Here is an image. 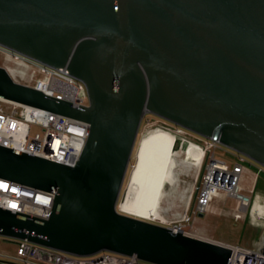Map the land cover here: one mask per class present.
I'll return each mask as SVG.
<instances>
[{"label":"water","instance_id":"water-1","mask_svg":"<svg viewBox=\"0 0 264 264\" xmlns=\"http://www.w3.org/2000/svg\"><path fill=\"white\" fill-rule=\"evenodd\" d=\"M0 47L66 66L89 98L73 107L0 66V98L89 128L73 166L0 145V178L55 193L47 220L0 207V236L76 256L229 264L228 246L117 203L145 112L264 167V0H0Z\"/></svg>","mask_w":264,"mask_h":264},{"label":"built area","instance_id":"built-area-1","mask_svg":"<svg viewBox=\"0 0 264 264\" xmlns=\"http://www.w3.org/2000/svg\"><path fill=\"white\" fill-rule=\"evenodd\" d=\"M0 50L16 66L23 68L20 70L21 74H17L23 80H18L14 77L15 70L5 67L15 82L31 85L45 95L71 102L73 107L89 105L85 84L72 76L66 66L53 68L6 48L0 47ZM30 69L40 73L41 78L34 81L29 77L27 70ZM32 125L40 127V132L31 133ZM173 132L177 137L179 150L184 145H193L202 153L195 178V188L198 191L191 216L185 213L179 221L158 220L157 223L174 231L199 237L192 223L200 218V214L204 215L209 210L211 202L218 195L236 201L237 209L233 213L236 219L250 211L255 220H264V193L259 200L253 189L246 190L242 184L246 168L242 162L245 161V156L231 150L229 153L236 160L230 163L215 156L213 150L221 146L216 140L199 136L176 125ZM88 133V124L84 121L0 98V145L73 166L82 153ZM254 166L257 174L264 172V167L256 163ZM54 195L50 191L0 178L2 208L47 220ZM253 205L256 207L255 212L251 210ZM4 239L7 238L0 236V244ZM13 240L16 242L17 260L22 264H153L136 255L101 251L91 256H76L27 240ZM226 246L231 249L229 264H264V241L258 248Z\"/></svg>","mask_w":264,"mask_h":264},{"label":"rangeland","instance_id":"rangeland-1","mask_svg":"<svg viewBox=\"0 0 264 264\" xmlns=\"http://www.w3.org/2000/svg\"><path fill=\"white\" fill-rule=\"evenodd\" d=\"M0 66H7L15 70L13 72L14 77L18 80H23L17 75L21 74L20 70H23V68L20 69V67L16 66L1 50ZM27 74L34 81L41 78L40 73L33 72L31 69L27 70ZM159 127L167 128L171 131H174L175 128L174 125L163 121L162 118L145 112L123 180L117 210L152 222L156 221L155 223L158 220L179 221L185 213L191 216L195 207V197L198 191L195 188V178L200 163H198L199 167H196L197 165H188L184 160L188 157L186 146L184 145L179 150L176 138L170 133H165L172 140V148L169 151L162 147L167 145L169 140L161 139V142L153 144L154 140H159ZM36 132H40V127L32 125L31 133ZM145 145L148 152L152 154V159L148 160V154L144 153ZM229 151L231 150L224 145L213 150L217 158L230 161L231 163L236 158ZM242 164L246 167L243 176L248 174V172L253 173L257 169L254 167L255 162L253 163L248 158H245ZM259 174L260 186L263 187L264 172ZM170 179H172L173 183L174 181L175 183L177 182L173 187L174 189ZM199 181L200 178L198 185ZM157 190L165 191L169 195L162 197L160 200H153L152 195ZM133 200L136 201L135 206L131 203ZM151 200H153V204L150 202ZM210 208L202 217L192 223L193 227L197 229L199 237L224 245H240L247 248H258L264 241V220H255L250 211L243 215L242 218L236 219L233 213L237 209V204L232 198L218 195L214 197ZM255 209L256 207L253 205L251 210L255 212ZM187 227H189L188 224ZM2 247L8 250L13 249L12 242L4 240Z\"/></svg>","mask_w":264,"mask_h":264},{"label":"crops","instance_id":"crops-1","mask_svg":"<svg viewBox=\"0 0 264 264\" xmlns=\"http://www.w3.org/2000/svg\"><path fill=\"white\" fill-rule=\"evenodd\" d=\"M198 161H196V167L198 166ZM255 167V166H254ZM242 184L246 190L253 189L254 193L258 195L259 200L264 192V185L263 187L260 186V174H257V169L254 170L253 173L246 174L242 178ZM261 193V194H260ZM257 197V198H258ZM257 205H259L257 203ZM6 242H12L13 249H6L2 247V243L0 244V264H22L17 260L16 257V242L13 239H4Z\"/></svg>","mask_w":264,"mask_h":264},{"label":"bare ground","instance_id":"bare-ground-1","mask_svg":"<svg viewBox=\"0 0 264 264\" xmlns=\"http://www.w3.org/2000/svg\"><path fill=\"white\" fill-rule=\"evenodd\" d=\"M159 133L160 134H165V133H170L173 137H175V138H177L176 137V135L174 134V132L173 131H171L170 129H167V128H163V127H159ZM148 135V134H147ZM147 140H149V139H147ZM186 146V154H187V158L186 159H184L187 163H188V165H192V166H195L196 165V161H198L199 163H201V152H200V150H198V149H196V148H194V146L193 145H185ZM144 153H147L148 154V160L149 159H152V154L151 153H149L148 152V150H147V146L145 145L144 146ZM185 167H186V165H185ZM170 182L172 183L171 185H172V188L175 186V184L177 183H175V181H174V183H173V181H172V179H170ZM171 188V187H170ZM174 189V188H173ZM178 189V188H177ZM182 191V190H181ZM167 195H169V193H166L165 191L164 192H161V191H156V192H154L153 193V195H152V199L153 200H156V199H158V200H160L162 197H165V196H167ZM175 195V194H174ZM179 195V194H178ZM171 199H173V198H171ZM175 199H177V198H175ZM174 199V200H175ZM153 200H151L150 202L153 204L154 202H153ZM173 200V201H174ZM132 204H133V206H135L136 205V201L135 200H133L132 202H131ZM256 203H257V201H256ZM218 204V203H217ZM216 204V205H217ZM151 205V204H150ZM211 206V205H210ZM218 206V205H217ZM213 207V206H212ZM210 208V207H209ZM211 209V208H210ZM213 212V211H212ZM215 212V211H214ZM126 214V213H125Z\"/></svg>","mask_w":264,"mask_h":264},{"label":"flooded vegetation","instance_id":"flooded-vegetation-1","mask_svg":"<svg viewBox=\"0 0 264 264\" xmlns=\"http://www.w3.org/2000/svg\"><path fill=\"white\" fill-rule=\"evenodd\" d=\"M163 121H165V122H168V123H170L171 125H174L173 123H171V122H169V121H166V120H164L163 119ZM175 126V125H174ZM159 138V140L157 141V140H154L153 141V144L154 143H157V142H161V139L162 140H166V141H168L169 140V143H167V145H165V146H162L163 147V149H165L166 151H169L171 148H172V140L170 139V137L169 136H167L166 134H160V136H158Z\"/></svg>","mask_w":264,"mask_h":264}]
</instances>
